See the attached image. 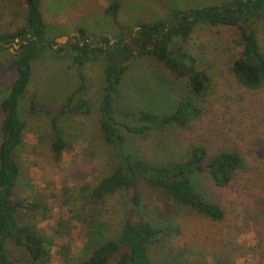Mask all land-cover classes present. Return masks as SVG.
<instances>
[{"label":"rangeland","instance_id":"374dc122","mask_svg":"<svg viewBox=\"0 0 264 264\" xmlns=\"http://www.w3.org/2000/svg\"><path fill=\"white\" fill-rule=\"evenodd\" d=\"M233 1H39L47 27L46 45L53 44L55 49H44L30 64V82L17 109L26 126L23 144L15 153L20 175L14 190L16 198L39 208L35 212L22 210L17 215L19 224L34 226L53 238L48 260L39 264H79L85 259L82 252L86 244L119 235L127 209L123 193L96 206L88 201L86 188L111 173L116 151L104 142L98 122L105 60L99 56L82 67L75 65L69 49L74 38L81 43L87 40L93 47L108 38L112 45L121 35L126 39L131 31L135 35L139 24L170 22L175 12ZM113 2L119 4L115 20L103 11ZM25 15L23 0H0V35L22 28ZM249 25L264 53V10ZM78 28H83L84 36L78 32L70 35ZM62 32L68 38L65 43L56 41ZM238 36L232 27L199 25L185 43L180 42L181 48L197 59L198 68L213 80L212 90L200 104L203 113L198 119L183 128L152 127L136 135L126 127L139 123L117 117L124 151L150 164L167 166L181 161L197 145L206 147L210 155L235 151L245 161V170L235 175L229 188L216 186L208 173L193 178L201 198L222 208V221H211L171 200L165 204L170 213L167 218L159 219L144 209L142 218L160 230L157 241L148 246L151 264H264V85L257 90L246 89L231 75L229 66L239 52L235 44ZM18 44H0V102L16 78L12 63ZM59 48L64 49L60 54L55 52ZM80 74L85 80L84 89L73 95ZM184 92L185 80H176L151 58H136L127 63L123 82L114 94L115 107L168 115ZM82 98L88 103L89 113L70 112ZM67 102V112L60 116ZM55 116L66 143L58 157L52 151L50 128V119ZM2 121L0 109V127ZM139 190L144 204L161 209L164 198L159 191L143 185ZM6 250L15 264H27L22 249L8 242Z\"/></svg>","mask_w":264,"mask_h":264},{"label":"trees","instance_id":"16d2710c","mask_svg":"<svg viewBox=\"0 0 264 264\" xmlns=\"http://www.w3.org/2000/svg\"><path fill=\"white\" fill-rule=\"evenodd\" d=\"M23 1L26 6L25 25L14 33L0 35V44L19 42L12 63L16 78L10 85L7 97L0 102L3 113L0 127V264H15L7 254L8 242L23 250L27 264L45 263L53 247L52 237L41 233L34 226L21 225L17 220L22 210L35 212L39 209L37 205L14 195L20 175L15 153L23 144L26 126L17 109L30 82L31 62L44 49L51 50L53 46L46 45L47 27L39 9L40 0ZM118 9V2H113L106 8L105 14L115 20ZM263 10L264 0H235L188 12H175L170 22L139 24L135 35L132 31L128 39L121 35L112 45L108 38H104L102 44L95 47L87 40H82V43L76 41L69 47L74 54V64L79 67L99 56L105 60L100 84L98 122L104 142L116 151V165L111 173L99 179L94 186L86 188L88 201L92 205H100L117 193H123L127 198L125 220L119 235L105 241L98 238L94 244H86L82 252L85 259L79 264H151L148 246L157 241L160 230L149 220L143 219L141 214L144 209H148L149 213L154 212L159 219L167 218L170 213L165 204L170 200L211 221L224 219L222 208L201 198L193 178L208 173L216 186L229 188L235 175L245 170V161L239 153L220 151L210 155L206 147L197 145L191 147L181 161L167 166L153 165L124 151L125 140L119 132L117 117L119 115L139 123L140 126L126 129L142 135L152 127L183 128L202 115L200 104L212 90L213 80L198 68L197 59L180 46V42L185 43L199 25L235 28L239 34L235 40L239 52L231 62L229 71L238 84L246 89L257 90L262 87L264 53L249 23L260 18ZM79 35L84 36V32L80 30ZM63 50L59 48L55 52L60 54ZM136 58H151L176 80H185V92L179 95L170 114L157 115L143 110L130 112L115 107L114 94L123 82L127 63ZM79 79V87L73 95L84 89L82 74ZM67 105L68 102L59 111L60 116L67 112ZM89 111L87 101L82 98L70 112L88 114ZM50 128L53 136L52 151L58 157L66 148V143L57 116L50 119ZM140 185L163 195L160 210H154L143 203ZM156 200L160 201L157 197Z\"/></svg>","mask_w":264,"mask_h":264},{"label":"crops","instance_id":"0c3cea01","mask_svg":"<svg viewBox=\"0 0 264 264\" xmlns=\"http://www.w3.org/2000/svg\"><path fill=\"white\" fill-rule=\"evenodd\" d=\"M107 7H108V6H106L105 8H103L104 13H105V10H106ZM80 29H81V28L71 30L72 32L70 33V35H75V34H74L75 32H76V33H77V32L79 33L78 30H80ZM82 31H83V28H82ZM106 36H107V35H104V37H106ZM108 37H109V36H108ZM63 38H64V40H62ZM109 38H110V37H109ZM60 40H62L64 43L68 40V38L64 36L63 32L60 33V34L58 35V38H56V41H60ZM75 40H76V38H74V41L72 42V44L75 43ZM90 40H91V37H90Z\"/></svg>","mask_w":264,"mask_h":264},{"label":"water","instance_id":"95a60500","mask_svg":"<svg viewBox=\"0 0 264 264\" xmlns=\"http://www.w3.org/2000/svg\"><path fill=\"white\" fill-rule=\"evenodd\" d=\"M245 1V0H244ZM62 40H64V38L62 39ZM59 47V46H58ZM52 49H55V48H52Z\"/></svg>","mask_w":264,"mask_h":264}]
</instances>
